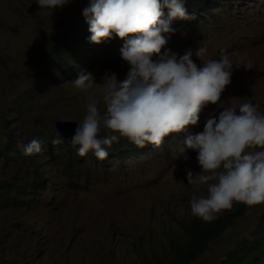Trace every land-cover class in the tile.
Wrapping results in <instances>:
<instances>
[{
	"label": "rangeland",
	"instance_id": "obj_1",
	"mask_svg": "<svg viewBox=\"0 0 264 264\" xmlns=\"http://www.w3.org/2000/svg\"><path fill=\"white\" fill-rule=\"evenodd\" d=\"M65 2L61 9L40 11L37 0H0V150L10 135L24 143L36 131L57 135V120L82 122L89 103L96 102L103 115L105 92L100 85L104 75L115 73L123 80L130 69L120 51L125 41L113 35L94 56V68L87 70L94 77L91 88H75L71 72L63 68L57 81L49 79L53 90L40 89L22 102L28 87H39L40 72L49 66L51 52L64 49L71 58L73 49L63 45L61 37L84 18L89 0ZM241 3L233 6L237 9L222 6L228 9L214 12L213 19L194 18L188 11L192 19L174 20V34H164L167 44L161 54L170 50L180 57L191 51L193 61L201 66L196 52L204 47L203 59H219L224 50L232 62L231 83L221 103L206 106L198 125L171 134L162 146L150 145L149 153L140 148L119 155L112 145L104 161L93 163L85 155L83 163L73 164L71 171L59 148H42L35 154L39 160L33 162L22 155L18 143L15 150L0 155V189L3 182L14 184L17 179L24 186L26 174L33 176L36 169L47 177L43 190L11 196L17 206L0 209V264H158L160 259L167 260L169 239L179 238L180 223L194 217L193 195H208L207 185L187 184V169L201 171L198 153L187 150L182 155L178 145L188 134L203 131L205 118L225 107L238 110L240 104L251 102L264 113V0ZM77 49L87 55L84 48ZM152 59L158 57L154 54ZM109 132L101 123L102 136ZM9 197L0 191V206ZM263 211L264 203L250 206L194 264H219L241 239L251 236Z\"/></svg>",
	"mask_w": 264,
	"mask_h": 264
},
{
	"label": "clouds",
	"instance_id": "obj_2",
	"mask_svg": "<svg viewBox=\"0 0 264 264\" xmlns=\"http://www.w3.org/2000/svg\"><path fill=\"white\" fill-rule=\"evenodd\" d=\"M192 3L200 6L192 7L191 16L207 19H213L214 12L228 9L222 6L242 4L241 0ZM37 4L40 11L57 10L66 2L37 0ZM212 8L216 11H210ZM82 14L92 43L112 39L113 33L125 41L120 51L130 69L123 80L115 73L104 75L100 86L105 92L106 113L101 115L96 102L87 104V114L70 137L72 145L78 146V155L94 151L95 157L103 161L109 155L107 149L119 143L120 138L139 148L146 144L159 147L171 134L198 125L206 106L221 103L233 73L229 54L221 50L219 59L205 60L206 48L201 47L196 52L201 66L193 61L191 51L180 57L170 50L161 54L167 44L164 34H174L172 22L192 19L186 0H89ZM154 54L158 57L155 61ZM93 82V75L82 70L70 83L85 90ZM101 123L110 130L109 134L100 135ZM62 138L58 132L51 143L60 145ZM17 147L24 156L42 151L38 139L18 143ZM178 150L182 155L187 150L198 153L201 171L187 169V184L207 185V196L193 195L192 215L211 221L234 203H264V113L259 111V105L244 102L238 110L225 107L218 114L208 115L203 131L188 134Z\"/></svg>",
	"mask_w": 264,
	"mask_h": 264
},
{
	"label": "trees",
	"instance_id": "obj_3",
	"mask_svg": "<svg viewBox=\"0 0 264 264\" xmlns=\"http://www.w3.org/2000/svg\"><path fill=\"white\" fill-rule=\"evenodd\" d=\"M196 1L200 0H186L187 11H191L192 7L200 6L192 3ZM165 16H167V9H165ZM112 35L115 34L113 33ZM90 36L91 33L85 18L68 27L61 37V43L73 49V51H71V58L64 49L56 48L51 52L49 66L40 72L39 87H28L23 93L22 102H27L30 97H34L40 89L53 90L54 86L49 82V79L57 81L60 75L59 71L63 68H67V70L71 72V81L77 78L80 71L93 69L97 61L94 56L100 52L101 48L106 44V41L95 44L91 42ZM77 48H84L87 55H85V53L84 55H80ZM56 136L55 134L48 136L41 131H36L28 135L23 144H27L33 139H38L42 144V148H59L58 154L67 163L66 168L69 171H71L73 164H82L86 157L83 158V156L78 155V146L74 147L69 140L62 138L63 143L54 147L51 141ZM17 143L14 137L11 135L8 136L7 144L0 150V155L6 156V154L15 150V144ZM162 144L160 146H162ZM149 146V144H146L143 148L146 153L151 151ZM138 150H140V148L127 139L119 143H113V152L119 155L122 153H133ZM86 156L90 158L93 163H96L98 160L94 155V151H89ZM24 157L30 159L31 162H33V160H39V154L36 156L33 154L32 156ZM69 176H71L72 181L73 176L71 174H69ZM25 179L27 181H24V186L18 182L20 179H17L14 184L9 182L2 183L0 191L10 197L3 201L0 209L8 206H17L16 203L10 199L12 198L11 196H15L19 193H24L25 195L31 194L37 189L43 190L44 182L47 177L41 170L36 169L33 176L26 174ZM249 207V205L244 203H234L231 209L222 210L215 214V219L211 221H205L197 216H194L193 219L186 223L182 221L180 223L182 230L181 236L179 238L171 237L168 241L170 256L167 260H158V264H194L207 252L213 242L217 241L225 234L237 219L243 218L247 214ZM219 264H264V211L260 214L256 228L253 230L251 236L241 239Z\"/></svg>",
	"mask_w": 264,
	"mask_h": 264
},
{
	"label": "water",
	"instance_id": "obj_4",
	"mask_svg": "<svg viewBox=\"0 0 264 264\" xmlns=\"http://www.w3.org/2000/svg\"><path fill=\"white\" fill-rule=\"evenodd\" d=\"M79 123L70 120H58L55 122V127L64 139L71 141L70 137ZM100 135L102 136L101 133Z\"/></svg>",
	"mask_w": 264,
	"mask_h": 264
}]
</instances>
